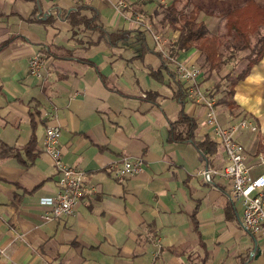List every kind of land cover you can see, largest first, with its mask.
<instances>
[{
    "label": "crops",
    "instance_id": "1",
    "mask_svg": "<svg viewBox=\"0 0 264 264\" xmlns=\"http://www.w3.org/2000/svg\"><path fill=\"white\" fill-rule=\"evenodd\" d=\"M124 1L121 14L118 0H0V142L22 151L34 138L36 153L29 166L0 159V264H264V237L242 228L230 181L218 174L208 184L202 180L203 167L226 165L205 106L188 98L144 26L152 19L170 47L179 34L166 20L173 0ZM192 1L201 6L206 29L221 10L247 2ZM81 6L97 10L104 31L129 35L111 42L73 26L69 14ZM41 51L50 55L36 77L27 61ZM176 57L200 67L195 47ZM176 81L186 92L183 102ZM210 82L213 88L218 81ZM181 109L196 124L194 140H207L210 152L169 140V121ZM241 119L255 127L236 140L256 177L264 174V54L236 82L231 101L216 107L223 127ZM48 124L60 129L63 162L84 177L73 213L45 220L49 208L40 199L55 194L59 177L44 151ZM123 158L142 159V171L113 176L110 165Z\"/></svg>",
    "mask_w": 264,
    "mask_h": 264
},
{
    "label": "built area",
    "instance_id": "2",
    "mask_svg": "<svg viewBox=\"0 0 264 264\" xmlns=\"http://www.w3.org/2000/svg\"><path fill=\"white\" fill-rule=\"evenodd\" d=\"M121 8L126 4L121 0L118 4ZM138 17V16H136ZM146 28V27H145ZM159 52L170 60L171 69L176 78L187 83L188 98L205 106L206 124L218 137L225 153L226 165L221 170L203 167L200 170L202 180L210 183L212 175L218 174L230 181L231 198L239 200L242 205L240 224L242 228L254 235L264 237V174L253 177L249 174V167L245 164L243 146L236 140L242 129L254 130L246 119H241L229 126H221L216 121L214 98L207 95L200 87L198 66H188L177 59L165 54L158 38L153 35ZM43 57L40 52L30 56L27 67L31 74L39 77L43 67ZM44 151L50 156L53 166L59 174L58 190L52 196L42 197L40 203L47 206L49 211L44 213L45 220L54 217L65 216L73 213L77 208L82 195L81 184L84 173L80 168L68 165L62 160L60 147V129L57 125L48 124L45 127ZM260 162L264 156H259ZM142 159L123 158L120 163L110 165L113 176H131L142 171ZM264 250V249H263Z\"/></svg>",
    "mask_w": 264,
    "mask_h": 264
},
{
    "label": "trees",
    "instance_id": "3",
    "mask_svg": "<svg viewBox=\"0 0 264 264\" xmlns=\"http://www.w3.org/2000/svg\"><path fill=\"white\" fill-rule=\"evenodd\" d=\"M179 2H181V0H173L167 7L168 15L166 20L172 24L173 20L177 19L176 13L181 12L179 14V18H181L182 22L179 27L178 37L169 47V53L171 55L176 56L181 51H185L190 47H195L207 63L208 69L206 77L208 78L212 71H214V69H216L220 64L228 65L231 62H238L239 58H243L242 56H239L238 53L245 49H249V53L244 57L248 61L247 64L229 83L228 94L232 96L236 82L243 79L250 72L251 68L261 60V57L264 54V34L258 35L256 38V42H259L258 44L255 43V46L252 48L250 45L251 33L255 32L258 25H264V5L260 6L253 0H247L243 6L230 9L228 8L223 13L226 27L225 37L228 40L226 43H222L219 35L207 34L204 22L198 19V15L202 11V8L198 3H195L192 0H185L181 9L178 10L177 4ZM189 6H191L190 9L186 11V13L182 14V11ZM83 10L88 11L89 15L81 13ZM68 18L73 26H83L84 28L97 30L101 35L108 37L111 42L125 40L129 35L126 31H122L120 33H108L104 31L102 26L97 22L99 20L98 12L93 7L81 6L74 13L69 14ZM139 34L143 46L147 49L148 45L143 32H140ZM221 45H223L227 53L226 55L220 56L219 48ZM4 46H6V43L2 47ZM40 53L43 59L50 55L48 52L44 51H41ZM159 55L162 57L160 53ZM162 63H164V66L167 67L164 61ZM151 73L153 75H157L154 71ZM176 84V96L181 102L182 98L186 96V92L178 81H176ZM220 85L221 83L218 81L213 85V89H218ZM182 127H184V134ZM195 128V122L191 120L181 109L179 111L178 118L174 121H169V140L171 142L190 141L197 149H199L200 152H210L212 146L207 140L202 142L194 140ZM34 148V138H31L27 146L22 151L0 142V159L5 157H14L17 158L23 165L29 166L31 165L30 161H32L36 155ZM22 153L24 154L26 160L22 159ZM27 160H29V162Z\"/></svg>",
    "mask_w": 264,
    "mask_h": 264
},
{
    "label": "rangeland",
    "instance_id": "4",
    "mask_svg": "<svg viewBox=\"0 0 264 264\" xmlns=\"http://www.w3.org/2000/svg\"><path fill=\"white\" fill-rule=\"evenodd\" d=\"M121 0H118V3L120 2ZM126 6H127V3L122 0ZM185 1V0H183ZM184 2H179L177 4V9L180 10L182 5H183ZM118 9H119V12L122 14L123 12V8H121L119 5H117ZM190 9V6L185 8L183 11H182V14L186 13V11H188ZM219 9V8H217ZM215 9L213 10L214 12H218V10ZM224 10V9H223ZM181 12H177L176 13V16H177V19H174L173 20V24L175 26V28H173V32L176 31H179V27L180 25L182 24L181 22V18H179V14ZM221 13H224V11L221 10ZM217 21L216 24H210L208 26V29H207V34H213V35H219L221 37V40H222V43H226V41L228 39H226L225 37V34H226V29L224 27V22H225V19L224 17H217L215 19ZM163 22H167V21H164ZM152 19H146V21L144 22V26L146 27V30L148 32V34L151 36L153 42H154V38H153V35H155L158 39V42L159 44L161 45L162 47V50L165 54H169L170 57L174 58V59H177L178 61H180L176 56H173L169 53V45H168V42L165 40L167 38H165L164 35H162L161 37L153 30L152 28ZM261 34H264V25H258V27L255 29V32L251 33V42H250V45H251V48L253 46H255V43H259L258 41L256 42V38L258 37V35H261ZM166 42H165V41ZM154 46H155V51L160 53L158 48H157V44H155L154 42ZM219 53H220V56H223V55H226V51L223 47V45H221V47L219 48ZM249 53V49H245L241 52L238 53L239 56H242L243 58H239L238 62L235 61L231 64H228V65H223V64H220L216 69H214V71H212L211 75L208 77L209 78V81L207 80L206 76H207V63L205 62L204 60V57L201 55V58L200 60H198V62L200 63V71H201V76H200V87L202 89H204L206 92H208V95L213 97L214 98V107H215V114H216V107L218 105H222V103H227L229 101H231V96L228 94V90H229V83L231 82V80L237 75V73L242 70L244 68V66L247 64V59L244 58L245 55H247ZM161 54V53H160ZM162 58H163V61L165 62V64L167 65V67H169L171 69V62L169 59H167L166 57H163V55L161 54ZM181 63L183 64H186L188 66H195V65H191L189 63H186V62H183V61H180ZM172 70V69H171ZM174 73V72H173ZM208 82H207V81ZM179 81V80H178ZM210 81H220L221 85L218 89H213L210 85ZM180 82H183L182 80H180ZM186 85V89H187V83L185 82L184 83ZM209 85V86H208ZM210 87V88H209ZM205 92V93H206ZM188 96V95H187ZM191 100V99H190ZM206 120V118H205ZM206 123V122H205ZM207 125V124H206ZM208 126V125H207ZM210 128V127H209Z\"/></svg>",
    "mask_w": 264,
    "mask_h": 264
}]
</instances>
